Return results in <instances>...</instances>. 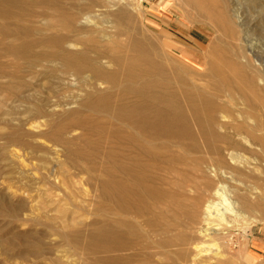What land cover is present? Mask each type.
I'll return each instance as SVG.
<instances>
[{"label": "bare ground", "instance_id": "6f19581e", "mask_svg": "<svg viewBox=\"0 0 264 264\" xmlns=\"http://www.w3.org/2000/svg\"><path fill=\"white\" fill-rule=\"evenodd\" d=\"M234 1L237 34L220 28L236 49L204 62L218 44L202 41L193 62L139 36L131 0H0V109L17 122L0 139L28 147L24 125L44 121L64 151L48 174L96 187L89 227L62 237L84 264H234L225 230L250 211L264 226V63Z\"/></svg>", "mask_w": 264, "mask_h": 264}, {"label": "rangeland", "instance_id": "374dc122", "mask_svg": "<svg viewBox=\"0 0 264 264\" xmlns=\"http://www.w3.org/2000/svg\"><path fill=\"white\" fill-rule=\"evenodd\" d=\"M231 1L204 0L203 14L192 0H131L130 11L136 24L142 27V31H138L139 36L152 40L160 37L167 45L186 51L190 56L188 58L193 62L196 59L199 62L203 60L198 58L202 56V41L208 49L210 39L213 38L218 44L217 51L207 50L204 56L206 62L218 55H229L236 49L238 41L231 39L232 35H229L228 29L225 31L220 28V22H223L230 25L229 28L234 29L237 34L236 25L227 16ZM222 2L227 4L222 7ZM234 2L238 7V14H241L242 21L246 23L248 38L253 43L254 50L260 52V59L264 63V0ZM171 50L175 56H181L175 49ZM2 98L3 93L0 95V99ZM74 107L60 105L54 106L52 110L63 114ZM5 108L3 110L2 107L3 111L0 109V115L4 118L2 122L6 123L0 124L3 134L17 125L15 115L8 113L9 108ZM40 124L42 125L39 131L33 130L29 124L24 125L23 131L26 133L20 138L30 143L28 147L15 143L12 138L3 136L0 139V264H71L73 259L76 261L72 264H84L88 260L83 258L81 251L78 249V253L72 244H68V240H63L62 243V237L67 231L72 233L89 227L84 225L95 218L98 190L94 186L83 185L86 175H76L73 169H70L68 174L65 173V176L71 177L72 181L80 178L82 180L80 179L81 183L72 182L68 189L48 174L51 169L56 168V160H63L64 151L38 135L40 131L49 129V125L44 121ZM78 132L79 130H76L74 135L70 136L74 137ZM62 168L66 169V166L63 165ZM187 189L186 187L185 190ZM65 190L72 192L73 197L70 198ZM189 195H193V192ZM257 212L250 211L251 217L248 213L246 222L241 221L239 225L235 224V227L225 230L226 233L229 232V255L232 256L237 250L244 248L240 256H232L234 264H264V226L261 223H252L250 219L253 218L252 215L262 216L261 212L260 215Z\"/></svg>", "mask_w": 264, "mask_h": 264}]
</instances>
